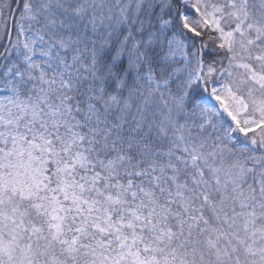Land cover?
I'll return each instance as SVG.
<instances>
[{
	"label": "snow or ice",
	"instance_id": "snow-or-ice-1",
	"mask_svg": "<svg viewBox=\"0 0 264 264\" xmlns=\"http://www.w3.org/2000/svg\"><path fill=\"white\" fill-rule=\"evenodd\" d=\"M0 264H264V0H0Z\"/></svg>",
	"mask_w": 264,
	"mask_h": 264
}]
</instances>
